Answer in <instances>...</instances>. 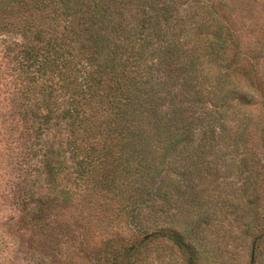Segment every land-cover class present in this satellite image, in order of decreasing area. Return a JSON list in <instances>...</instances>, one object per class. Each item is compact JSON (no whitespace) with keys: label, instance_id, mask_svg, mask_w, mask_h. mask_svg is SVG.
<instances>
[{"label":"trees","instance_id":"16d2710c","mask_svg":"<svg viewBox=\"0 0 264 264\" xmlns=\"http://www.w3.org/2000/svg\"><path fill=\"white\" fill-rule=\"evenodd\" d=\"M0 36L41 127L64 122L93 231L132 227L95 264H150L160 238L186 264L240 239L262 264L264 0H0Z\"/></svg>","mask_w":264,"mask_h":264},{"label":"rangeland","instance_id":"374dc122","mask_svg":"<svg viewBox=\"0 0 264 264\" xmlns=\"http://www.w3.org/2000/svg\"><path fill=\"white\" fill-rule=\"evenodd\" d=\"M13 48L14 40L0 36V264H95L104 241L124 242L132 227L93 231L74 195L64 122L55 110L57 116L41 127L35 116L41 101L23 91L25 74L12 60ZM223 243L232 244L219 248L222 259L245 264L244 242ZM140 251L150 264H186L166 239ZM259 251L264 264V240Z\"/></svg>","mask_w":264,"mask_h":264}]
</instances>
